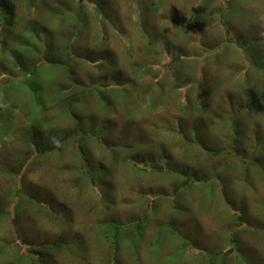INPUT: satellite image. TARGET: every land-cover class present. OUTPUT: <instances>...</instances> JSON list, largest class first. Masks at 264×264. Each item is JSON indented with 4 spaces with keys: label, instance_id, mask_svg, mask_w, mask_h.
<instances>
[{
    "label": "rangeland",
    "instance_id": "374dc122",
    "mask_svg": "<svg viewBox=\"0 0 264 264\" xmlns=\"http://www.w3.org/2000/svg\"><path fill=\"white\" fill-rule=\"evenodd\" d=\"M77 1L16 4L42 46L76 40L91 130L0 191V264H264V0H83L74 37L56 13Z\"/></svg>",
    "mask_w": 264,
    "mask_h": 264
},
{
    "label": "trees",
    "instance_id": "16d2710c",
    "mask_svg": "<svg viewBox=\"0 0 264 264\" xmlns=\"http://www.w3.org/2000/svg\"><path fill=\"white\" fill-rule=\"evenodd\" d=\"M17 2L18 0H0V56L7 53L2 60L3 65L0 64V169L2 171V166L7 160L14 176L12 183L7 185L0 171L1 181L5 184L4 186L0 184V191L4 193L1 194V198H7L12 187L23 188L25 179L32 168L42 167L43 159L46 157L63 154L65 146L71 141L79 147L78 152L82 160L86 152L83 144L91 130L90 122L79 119L80 110L84 115L91 103L89 90L91 86L84 84L75 76L76 69L73 66L75 59L72 54L77 55L74 50L76 40L69 42V46L65 43L66 49L70 51L67 56L62 54L55 44V47L50 48L42 46L39 40L40 27L18 21ZM82 2L83 0H78L66 13L62 11L56 13V19L62 22L61 25L68 24L72 27L71 35L74 37H78L79 30L85 26H92L89 18L91 11L82 9ZM94 17L95 24H98V16ZM49 26L48 23L45 27L49 28ZM53 48H56L58 52ZM55 52L61 55L55 56ZM161 53L164 54L160 52L158 56L163 58ZM28 54H31L30 62L26 63ZM81 55L91 61L89 64H84L86 67L95 68L99 77L106 80L110 77L108 73H111L113 65L105 69L110 62L103 61L101 64L92 62L94 61L93 50H90V53L86 50ZM169 60L181 65L179 55L171 59L167 56L165 65ZM178 63L177 67H179ZM11 65L13 69H10ZM19 73L22 74L17 76ZM63 77L64 82L61 79ZM94 77L91 73H86L84 79L92 81ZM70 122L74 124L68 128L67 125ZM55 130L59 134L63 133V136L56 134ZM16 139L21 141L20 152L23 157L17 164H13L9 156L13 153L12 144ZM231 250H227L224 255L230 254ZM214 259V255L210 257L211 264H215Z\"/></svg>",
    "mask_w": 264,
    "mask_h": 264
},
{
    "label": "clouds",
    "instance_id": "9594fccd",
    "mask_svg": "<svg viewBox=\"0 0 264 264\" xmlns=\"http://www.w3.org/2000/svg\"><path fill=\"white\" fill-rule=\"evenodd\" d=\"M230 249H232L231 247L228 249V250H230ZM232 251V250H231ZM249 261H251V260H249ZM252 262V261H251ZM254 263V262H253Z\"/></svg>",
    "mask_w": 264,
    "mask_h": 264
}]
</instances>
